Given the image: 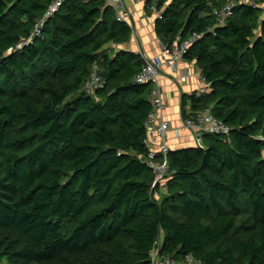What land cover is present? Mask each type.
<instances>
[{"label":"trees","instance_id":"1","mask_svg":"<svg viewBox=\"0 0 264 264\" xmlns=\"http://www.w3.org/2000/svg\"><path fill=\"white\" fill-rule=\"evenodd\" d=\"M51 1L0 0V263L152 264L158 243L177 260L264 264V0L213 31L225 0H157L162 44L204 33L184 58L208 91L184 97L181 116L209 108L231 131L170 147L154 186L152 85L133 82L140 52L112 48L133 29L107 0H65L14 50ZM94 63L105 84L92 95Z\"/></svg>","mask_w":264,"mask_h":264},{"label":"built area","instance_id":"2","mask_svg":"<svg viewBox=\"0 0 264 264\" xmlns=\"http://www.w3.org/2000/svg\"><path fill=\"white\" fill-rule=\"evenodd\" d=\"M64 1L65 0H52L44 14L38 18L34 24L30 35L18 42L15 45L14 50H18L23 46L32 43L35 37L40 36L46 20L59 11ZM149 1V9L155 14L156 18H160L161 11L157 8V0ZM107 2L112 7L116 20L127 23L134 30V25L131 22L133 13L128 9L126 1L107 0ZM238 5H251L256 7V4L251 0H225L221 6L212 9V14L215 18V25L208 28V30L213 31L215 27L224 25L228 18L233 14L234 8ZM203 34V32L194 33L185 40L173 42L170 47L159 41L161 55L154 59H150L141 54L144 63L140 71L133 78V82L136 84L149 83L152 85V91L150 94L152 109L145 122L146 135L144 138V144L147 153L144 159L146 164L154 172L153 186L156 183L162 182L169 170L168 153L170 151V145L168 143L167 133L172 128L171 121L167 119L164 114L165 102L162 88L159 83L161 67L166 64L172 72H177L179 69V61L184 59L192 42L199 39ZM193 64L195 70H197L198 79V85L194 91L197 96H200L208 91L207 82L195 62H193ZM188 74L189 72L187 69H183L180 74L181 81H186ZM104 84L105 80L99 73L98 65L94 63L82 89L84 92L94 95L98 89L104 87ZM182 125L190 131L194 144L198 147H203L204 134L228 135L231 131L230 126L214 116L209 108L204 111L193 112L187 117H182ZM150 257L152 264H198L191 254L185 255L181 260L169 256H160L158 243L157 246L151 249Z\"/></svg>","mask_w":264,"mask_h":264},{"label":"crops","instance_id":"3","mask_svg":"<svg viewBox=\"0 0 264 264\" xmlns=\"http://www.w3.org/2000/svg\"><path fill=\"white\" fill-rule=\"evenodd\" d=\"M128 9L136 16V29L135 21L131 20L134 25L133 35L129 42L113 45L112 48L127 49L141 52L154 59L161 55L160 40L154 31V19L152 14L146 13L145 1L146 0H125ZM135 12V13H134ZM132 16V17H133ZM183 69L189 72L186 81H181L180 74ZM159 83L162 88L163 98L165 102L164 114L167 119L172 123L171 130L167 133L168 143L172 149H178L188 146H194V141L190 131L183 127L181 117V104L184 97L189 96L198 85L197 70H195L193 61H188L185 58L179 61V69L177 72H172L165 64L161 67V74Z\"/></svg>","mask_w":264,"mask_h":264},{"label":"rangeland","instance_id":"4","mask_svg":"<svg viewBox=\"0 0 264 264\" xmlns=\"http://www.w3.org/2000/svg\"><path fill=\"white\" fill-rule=\"evenodd\" d=\"M134 13H135V12H134ZM151 16H152V19H154V15L152 14ZM132 18H133V20L135 21L134 23H135V26H136V29H137L138 26H137V24H136V16L134 15ZM187 99H188V96H187ZM0 264H8V262L6 261V259H3V260L1 261Z\"/></svg>","mask_w":264,"mask_h":264},{"label":"water","instance_id":"5","mask_svg":"<svg viewBox=\"0 0 264 264\" xmlns=\"http://www.w3.org/2000/svg\"><path fill=\"white\" fill-rule=\"evenodd\" d=\"M141 54L146 57V55H145V53L143 51H141Z\"/></svg>","mask_w":264,"mask_h":264}]
</instances>
